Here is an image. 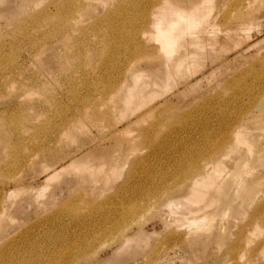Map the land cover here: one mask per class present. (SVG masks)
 Masks as SVG:
<instances>
[{"label": "rangeland", "instance_id": "obj_1", "mask_svg": "<svg viewBox=\"0 0 264 264\" xmlns=\"http://www.w3.org/2000/svg\"><path fill=\"white\" fill-rule=\"evenodd\" d=\"M0 264H264V0H0Z\"/></svg>", "mask_w": 264, "mask_h": 264}, {"label": "bare ground", "instance_id": "obj_2", "mask_svg": "<svg viewBox=\"0 0 264 264\" xmlns=\"http://www.w3.org/2000/svg\"><path fill=\"white\" fill-rule=\"evenodd\" d=\"M158 30H159V32H161V34L159 35V36H162V40H164V47H163V50L164 51H166L167 53H171L173 50H174V42L172 41V39L175 37L173 34H172V32H171V30H174V29H171V30H169V31H164L163 30V28H162V26L161 25H159V27H158ZM175 41V40H174ZM171 57V56H170ZM237 137V136H236ZM236 137H235V140H236ZM226 138V137H225ZM231 139V138H230ZM225 140V139H224ZM223 141V140H222ZM229 141V140H228ZM237 141V140H236ZM227 144H230V145H227ZM231 144L232 143H226V144H221L217 149H216V151L214 152L215 153V155L216 156H221V155H225L226 154V151H227V149L229 148V147H231ZM215 155H212V156H215ZM210 156V155H209ZM211 156V157H212ZM207 163V162H206ZM203 164V165H201L202 167H200V168H198V171H196V173H195V176L193 177L192 176V181H194V183H197V182H199V181H202V180H197V178H196V176H197V174L203 169V167H205L206 168V165L207 164ZM191 166V165H190ZM191 170H192V168H191ZM54 171V170H53ZM56 171V170H55ZM190 173H191V171H189ZM208 176V175H207ZM51 178V177H50ZM211 178V177H210ZM209 178V179H210ZM205 179V178H204ZM208 179V178H207ZM204 182V181H203ZM199 184V183H198ZM200 185V184H199ZM202 185V184H201ZM192 186H195V185H192ZM201 187V186H200ZM203 188V187H202ZM189 198V197H188ZM191 200V199H190ZM189 202H191V201H189ZM194 203V202H193ZM196 209V208H195ZM194 209V210H195ZM190 211V210H189ZM204 215V214H203ZM204 217V216H203ZM206 217V216H205ZM202 218V217H201ZM202 219H204V218H202ZM196 220H198V219H196ZM206 220V219H205ZM195 221V220H194ZM199 221V220H198ZM197 222V221H196ZM201 222V221H200ZM203 222H201V224H202ZM200 225V224H199ZM203 225H205L204 223H203ZM207 225V224H206ZM194 227V226H193ZM196 227V226H195ZM198 227V226H197ZM196 227V228H197ZM209 228V227H208ZM191 229V228H190ZM204 230V229H203ZM202 230V231H203ZM200 231H201V228H200Z\"/></svg>", "mask_w": 264, "mask_h": 264}]
</instances>
